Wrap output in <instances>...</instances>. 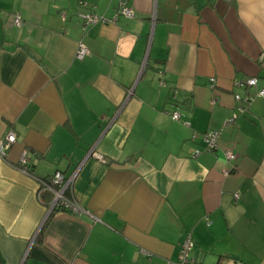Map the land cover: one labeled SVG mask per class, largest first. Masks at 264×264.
I'll use <instances>...</instances> for the list:
<instances>
[{
    "label": "crops",
    "instance_id": "crops-1",
    "mask_svg": "<svg viewBox=\"0 0 264 264\" xmlns=\"http://www.w3.org/2000/svg\"><path fill=\"white\" fill-rule=\"evenodd\" d=\"M123 1L84 28L119 0H0V264H166L187 235L196 264H264V98L234 99L264 89V0ZM22 154L84 213L47 216Z\"/></svg>",
    "mask_w": 264,
    "mask_h": 264
},
{
    "label": "built area",
    "instance_id": "built-area-1",
    "mask_svg": "<svg viewBox=\"0 0 264 264\" xmlns=\"http://www.w3.org/2000/svg\"><path fill=\"white\" fill-rule=\"evenodd\" d=\"M225 1L229 2L231 0H225ZM81 5L85 6V3L81 2ZM118 17H123L126 19L133 18L132 9H130L123 0H119L118 11L114 16V18L111 20H106L103 17L97 16L92 12L84 14L81 17V20H82V26L85 28L97 23H103V24L115 23ZM13 23L15 26H20L22 24V19L19 16H16L14 18ZM85 54H86L85 48L80 47L77 51L76 58L82 59ZM215 83H216L215 79L211 78L209 80V87L211 89H214ZM236 86L245 90L255 89L257 86V79L249 78L244 82L237 83ZM256 97L264 98V89H260L259 91L256 92L255 95L247 93L243 98H241L239 95H235L234 99L236 101L244 100L247 103H251ZM240 112H242V110ZM172 120L179 121L180 120L179 114L173 113ZM230 122L231 120L228 121V123ZM218 137H219V133L217 132H208L202 136L205 150L207 152H214L217 150ZM15 141H16V136L12 131H9L3 138L0 139V160L5 161L7 159L8 150L15 143ZM196 155H198V152L195 153V156ZM94 156H96V158L99 161L103 160L101 156H98L96 154H94ZM225 157L228 161L234 159V155L231 152H226ZM16 168L24 172V174L32 177L34 181L37 183L38 186L37 198L39 201L41 200V194L43 192H48L50 194L51 196L50 200L46 204L47 216L50 215L52 212H65L72 215H80L84 213V210L77 203V201L74 199L72 194V183L74 181L75 174H72L68 178H65L60 172H56L52 176L48 177L46 180L40 179L29 173L27 169V160L25 154L21 155V158L17 163ZM192 248H193V243L191 237L190 235H187L180 244L177 260L175 262L167 261L166 264H196V261L191 256Z\"/></svg>",
    "mask_w": 264,
    "mask_h": 264
},
{
    "label": "trees",
    "instance_id": "trees-1",
    "mask_svg": "<svg viewBox=\"0 0 264 264\" xmlns=\"http://www.w3.org/2000/svg\"><path fill=\"white\" fill-rule=\"evenodd\" d=\"M50 177V176H49ZM39 178V177H38ZM48 177H45V178H40V179H44V180H46ZM47 197V199H48V201L50 200V194L48 193V192H43L42 194H41V200H40V202L42 203V204H44V205H46L48 202H44V199Z\"/></svg>",
    "mask_w": 264,
    "mask_h": 264
}]
</instances>
